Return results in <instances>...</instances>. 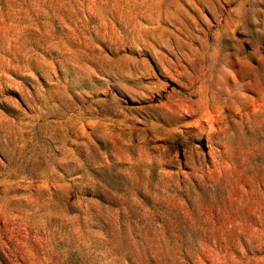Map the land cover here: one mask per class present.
<instances>
[{"label": "rangeland", "instance_id": "rangeland-1", "mask_svg": "<svg viewBox=\"0 0 264 264\" xmlns=\"http://www.w3.org/2000/svg\"><path fill=\"white\" fill-rule=\"evenodd\" d=\"M0 264H264V0H0Z\"/></svg>", "mask_w": 264, "mask_h": 264}]
</instances>
